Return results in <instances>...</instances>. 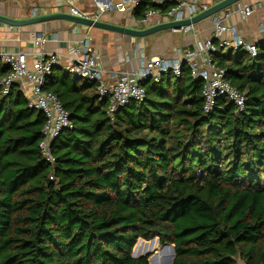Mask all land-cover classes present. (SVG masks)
<instances>
[{
	"label": "trees",
	"instance_id": "trees-1",
	"mask_svg": "<svg viewBox=\"0 0 264 264\" xmlns=\"http://www.w3.org/2000/svg\"><path fill=\"white\" fill-rule=\"evenodd\" d=\"M142 0L132 10H168ZM257 55L218 47L212 63L245 97L225 96L203 115L201 82H140L144 98L112 119L96 83L47 77L71 129L53 139L51 166L38 143L43 113L18 84L0 89V264H149L137 239L172 244L170 264H264V41ZM9 67L0 62V77Z\"/></svg>",
	"mask_w": 264,
	"mask_h": 264
},
{
	"label": "built area",
	"instance_id": "built-area-1",
	"mask_svg": "<svg viewBox=\"0 0 264 264\" xmlns=\"http://www.w3.org/2000/svg\"><path fill=\"white\" fill-rule=\"evenodd\" d=\"M69 1V0H68ZM142 0H126L122 4L137 6ZM160 5L164 0H149ZM175 4L168 10L161 12L158 9H148L139 20L142 25L150 23L149 18L153 15H164L166 21H178L191 18L201 11L207 9L209 5L202 0H171ZM126 4V5H127ZM237 4L235 10L242 19L249 16L253 7L248 4ZM96 10L89 15L78 10L73 5L68 6V12L74 16L94 17L100 12L113 6L111 1L94 0ZM233 5V4H232ZM231 6V5H230ZM229 6V7H230ZM228 8L222 9L212 16L213 34L205 40L202 45L194 49H186L179 52L181 59L167 60L159 57H152L145 61L139 71L114 70L111 75L113 80L106 82L103 74L106 69L94 58L93 53L87 47L73 49L72 55L68 57V62L61 65L57 54L46 52L41 46L46 41L45 35L36 37L32 44L35 47L33 52L5 50L0 52V62L9 67V71L0 77V89L2 95H7L14 84H18L23 95L28 101V107L41 111L45 117V123L41 129V139L38 143L40 155L43 161L54 163L50 146L53 139L63 129H71L72 124L68 119V113L62 108L57 97L42 87L47 77L56 68L63 74L73 75L96 83V94L99 98H107L106 113L112 119L113 114L119 108L127 106L133 101H141L144 98V89L140 85L141 81L151 79L156 82L161 75L172 73L179 77L182 63L189 68L192 79L201 82V96L203 99V115L207 116L214 107L215 98L218 95L225 96L236 106V112L244 109L245 97L239 93L225 80V70L216 67L211 61V53L218 47L231 50L242 49L251 57L257 55V46L247 43L239 37L232 26L226 21L231 13ZM39 8L31 9V16L39 15ZM191 25L174 28V30H191ZM173 29V28H172ZM30 59V60H29Z\"/></svg>",
	"mask_w": 264,
	"mask_h": 264
},
{
	"label": "crops",
	"instance_id": "crops-1",
	"mask_svg": "<svg viewBox=\"0 0 264 264\" xmlns=\"http://www.w3.org/2000/svg\"><path fill=\"white\" fill-rule=\"evenodd\" d=\"M100 1L113 3V6L99 15L100 19L136 29L147 27L140 23V19L134 18L132 5L122 4L126 0ZM202 1L211 5L220 0ZM238 4L251 5L252 13L242 19L235 10L237 4H233L229 7L231 13L226 22L247 43L257 44L264 41V0H240ZM69 5L89 15L96 10L94 0H0V14L11 18H25L31 15L33 7L39 8V14H46L68 12ZM149 20L150 23L147 25L166 21L164 15H153ZM191 26V30L188 31L165 29L144 37H129L123 33L63 19L22 26H11L0 22V52L5 50L33 52L35 48L32 44L33 40L45 35L46 41L41 49L57 54L61 65L67 64L73 49L87 47L94 58L107 70L103 74L104 81L111 82L113 80L111 73L114 70L139 71L145 61L152 57L167 60L181 59L182 55L179 52L199 47L212 37V17L202 19Z\"/></svg>",
	"mask_w": 264,
	"mask_h": 264
},
{
	"label": "water",
	"instance_id": "water-1",
	"mask_svg": "<svg viewBox=\"0 0 264 264\" xmlns=\"http://www.w3.org/2000/svg\"><path fill=\"white\" fill-rule=\"evenodd\" d=\"M239 1L240 0H220L218 2H215L209 5L207 9L201 11L200 13L194 15L191 18H186V19L178 20V21H165L159 24L144 27L142 29L126 27V26L117 25V24L104 21L100 19L99 17V15H101L102 12H100L98 17L96 18L84 17V16H74L67 11L52 12V13L39 14V15H34V16L30 15L29 17H25V18H11L6 15L0 14V22L11 25V26H22V25L42 23V22L55 20V19H63V20L71 21L76 24H82V25L110 30V31L118 32V33H123L129 37H144L152 33L159 32L161 30L172 29V28L176 29V28H180L181 26L192 25L198 21H201L202 19L213 16L215 13L219 12L220 10L228 8L230 5L237 3ZM92 14H94V12ZM154 239L158 241L157 237L151 238L148 241H153ZM165 246L170 247L172 255H170L169 258L164 260L162 264H170L172 262V258L174 257V248L172 244H165ZM147 254L148 252L143 255L135 256L134 252L133 251L131 252V256L133 257L145 256Z\"/></svg>",
	"mask_w": 264,
	"mask_h": 264
},
{
	"label": "bare ground",
	"instance_id": "bare-ground-1",
	"mask_svg": "<svg viewBox=\"0 0 264 264\" xmlns=\"http://www.w3.org/2000/svg\"><path fill=\"white\" fill-rule=\"evenodd\" d=\"M157 245L158 244L156 239H154L153 241H145L140 239L133 248L134 255L135 256L143 255L149 252L150 250L156 249L157 247V250L155 251L153 258L150 260V264H162L164 260H166L167 258L170 257V255H172V252L169 246H167L168 250L164 249L163 251L159 249Z\"/></svg>",
	"mask_w": 264,
	"mask_h": 264
},
{
	"label": "rangeland",
	"instance_id": "rangeland-1",
	"mask_svg": "<svg viewBox=\"0 0 264 264\" xmlns=\"http://www.w3.org/2000/svg\"><path fill=\"white\" fill-rule=\"evenodd\" d=\"M212 17V16H211ZM228 48H224V52L227 50ZM236 50H234V52H235ZM61 73H62V71H60ZM74 78V76L73 75H70V80L71 79H73ZM138 240H140V239H137V241L135 242V244H134V246L137 244V242H138ZM157 241V240H156ZM157 246L159 247V249H161V250H163L164 251V249H166V250H168L167 249V246H165V244H159V242L157 241ZM134 246H133V248H134ZM133 248H132V251H133ZM157 250V247H156V249H153V250H150L149 252H148V254H147V256H148V263L150 264V260L153 258V256H154V253H155V251ZM152 256V257H151Z\"/></svg>",
	"mask_w": 264,
	"mask_h": 264
}]
</instances>
